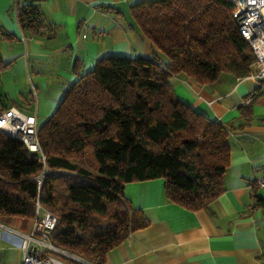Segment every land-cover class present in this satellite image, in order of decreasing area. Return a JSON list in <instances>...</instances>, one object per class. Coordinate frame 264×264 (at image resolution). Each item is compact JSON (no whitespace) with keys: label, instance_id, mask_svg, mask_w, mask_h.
Listing matches in <instances>:
<instances>
[{"label":"trees","instance_id":"obj_1","mask_svg":"<svg viewBox=\"0 0 264 264\" xmlns=\"http://www.w3.org/2000/svg\"><path fill=\"white\" fill-rule=\"evenodd\" d=\"M17 8L21 28L37 32L43 22L38 3L25 0ZM232 9L230 0L131 4L137 27L163 60L154 52L97 59L37 126L44 161L0 130V221L16 218L31 226L38 201L57 217L50 241L80 260L61 258L102 264L107 251L147 224L126 201L125 183L162 178L166 197L191 210L215 200L224 190L231 128L181 101L169 79L178 75L203 85L223 72L249 75L255 56ZM8 64L0 57V73ZM9 107L0 105V113ZM255 204L264 201L258 197Z\"/></svg>","mask_w":264,"mask_h":264},{"label":"crops","instance_id":"obj_2","mask_svg":"<svg viewBox=\"0 0 264 264\" xmlns=\"http://www.w3.org/2000/svg\"><path fill=\"white\" fill-rule=\"evenodd\" d=\"M24 1L0 0V33L9 35L0 34V57L9 63L0 73V105L24 109L37 126L97 59L154 52L163 60L130 13L138 0H35L43 19L37 32L20 26L14 7ZM169 84L192 109L230 126L224 190L191 210L166 197L162 178L125 183L126 201L147 224L107 251L102 264H264V205L255 204L264 201L256 184L264 175V79L223 72L211 84L178 75ZM30 227L0 221V264H21V234Z\"/></svg>","mask_w":264,"mask_h":264},{"label":"built area","instance_id":"obj_3","mask_svg":"<svg viewBox=\"0 0 264 264\" xmlns=\"http://www.w3.org/2000/svg\"><path fill=\"white\" fill-rule=\"evenodd\" d=\"M230 1L233 4L232 17L238 31L249 43L255 56L250 65L249 75L259 80L264 79V0ZM14 10L18 12L17 4ZM0 130L20 140L29 150L41 153L34 115L19 107L11 106L0 113ZM40 157L44 161L45 156L42 153ZM44 174L43 170L36 176L39 184ZM256 184L264 191V175L256 179ZM56 223L57 217L37 201L30 230L21 234V264H69L59 255L79 260L78 257L60 249L50 241L48 235Z\"/></svg>","mask_w":264,"mask_h":264},{"label":"rangeland","instance_id":"obj_4","mask_svg":"<svg viewBox=\"0 0 264 264\" xmlns=\"http://www.w3.org/2000/svg\"><path fill=\"white\" fill-rule=\"evenodd\" d=\"M23 111H24V109H23Z\"/></svg>","mask_w":264,"mask_h":264},{"label":"water","instance_id":"obj_5","mask_svg":"<svg viewBox=\"0 0 264 264\" xmlns=\"http://www.w3.org/2000/svg\"><path fill=\"white\" fill-rule=\"evenodd\" d=\"M80 260V259H79Z\"/></svg>","mask_w":264,"mask_h":264}]
</instances>
